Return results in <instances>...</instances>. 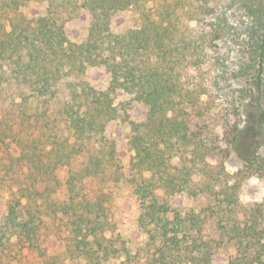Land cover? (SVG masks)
Masks as SVG:
<instances>
[{
	"label": "trees",
	"instance_id": "16d2710c",
	"mask_svg": "<svg viewBox=\"0 0 264 264\" xmlns=\"http://www.w3.org/2000/svg\"><path fill=\"white\" fill-rule=\"evenodd\" d=\"M248 106L264 119V0H0V264H264V198L240 199L264 183Z\"/></svg>",
	"mask_w": 264,
	"mask_h": 264
},
{
	"label": "rangeland",
	"instance_id": "374dc122",
	"mask_svg": "<svg viewBox=\"0 0 264 264\" xmlns=\"http://www.w3.org/2000/svg\"><path fill=\"white\" fill-rule=\"evenodd\" d=\"M34 11L40 14H44L46 12V5L40 4L34 7ZM119 22L130 28L139 22V11H128V13L124 14L119 18ZM68 32L70 37L74 40H79L81 33L77 29V27L73 25L68 26ZM89 81L98 87H105L106 81L105 78L98 74H93L89 77ZM67 95L66 87L62 89V97L65 98ZM38 102L34 101V106H37ZM243 127L245 128V135L249 137L257 138L258 136H264V119L259 112L254 109L252 106H248L244 113V122ZM108 134L111 135L112 138L116 139L119 144L124 145L126 130L123 128H109ZM242 166V163L238 158L232 156L227 161V170L234 174L238 171V169ZM196 183L199 182L197 178L195 180ZM117 201L122 207L121 212H117L116 218L118 219L119 226L121 225L122 232L133 240L134 245L137 246L140 244L142 237L138 235L136 227L133 225V222L138 215V206L135 200L131 195V190L126 184H121L116 190ZM264 198V183L257 178H251L247 180L240 191V199L243 204H253L255 202H259ZM172 206L175 209H187L191 206L190 201L186 198H175L172 202ZM53 249L59 247L55 242H52ZM60 248V247H59ZM227 255L222 253L217 256L216 264H227ZM22 264H37L34 258H27L24 260Z\"/></svg>",
	"mask_w": 264,
	"mask_h": 264
}]
</instances>
